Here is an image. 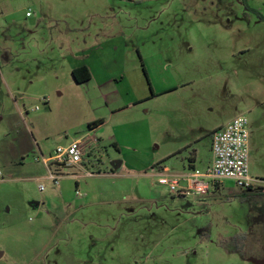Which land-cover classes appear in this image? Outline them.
Segmentation results:
<instances>
[{
  "label": "rangeland",
  "instance_id": "1",
  "mask_svg": "<svg viewBox=\"0 0 264 264\" xmlns=\"http://www.w3.org/2000/svg\"><path fill=\"white\" fill-rule=\"evenodd\" d=\"M243 116L264 181V0H0V264H264V183L159 184Z\"/></svg>",
  "mask_w": 264,
  "mask_h": 264
},
{
  "label": "built area",
  "instance_id": "2",
  "mask_svg": "<svg viewBox=\"0 0 264 264\" xmlns=\"http://www.w3.org/2000/svg\"><path fill=\"white\" fill-rule=\"evenodd\" d=\"M31 12L27 17H31ZM248 119L238 117L226 127L216 130L211 137V152L213 162L204 174H193L191 176L162 177L159 184L168 186L172 191L181 188V194H205L211 186L222 183L223 181H233L235 185L244 190H253L263 180L254 178L249 169L248 154ZM98 140L86 134L73 140L67 146H59L48 157H43V162L49 168L50 177L58 183V180L65 176L55 171L64 167H80L88 160L96 148ZM53 169L57 175L51 170ZM90 174V173H89ZM77 176V175H73ZM2 170L0 168V180ZM185 180L187 187H180V181ZM44 189V187H41Z\"/></svg>",
  "mask_w": 264,
  "mask_h": 264
},
{
  "label": "trees",
  "instance_id": "3",
  "mask_svg": "<svg viewBox=\"0 0 264 264\" xmlns=\"http://www.w3.org/2000/svg\"><path fill=\"white\" fill-rule=\"evenodd\" d=\"M73 77L75 81L79 84L86 83L92 79V74L87 66L80 67L73 71ZM104 123V121L99 120L89 125V129L94 130L101 126ZM65 167L63 168V170ZM249 191H252L249 190Z\"/></svg>",
  "mask_w": 264,
  "mask_h": 264
},
{
  "label": "crops",
  "instance_id": "4",
  "mask_svg": "<svg viewBox=\"0 0 264 264\" xmlns=\"http://www.w3.org/2000/svg\"><path fill=\"white\" fill-rule=\"evenodd\" d=\"M83 66H86L85 64H81V65H78V66H76L75 68H73V70L72 71H74V70H76V69H78V68H80V67H83ZM88 67V66H87ZM89 68V67H88ZM89 70H90V72H91V69L89 68ZM92 74V73H91ZM220 128H223V127H219V128H217L216 130H218V129H220ZM95 130V129H94ZM215 130V131H216ZM215 131H213V133L215 132ZM212 133V134H213ZM213 158V157H212ZM212 162H213V159H212ZM212 162H211V164H212ZM211 164L209 165V167L211 166ZM208 167V168H209ZM191 168H193V170H196V166L195 165H192L191 166ZM160 169H162V171H164V170H166V167L164 168V167H161ZM193 174H200V173H193ZM192 174V175H193ZM175 177H184V176H191V175H189V174H186L184 171H181V172H178V173H174L173 174Z\"/></svg>",
  "mask_w": 264,
  "mask_h": 264
},
{
  "label": "water",
  "instance_id": "5",
  "mask_svg": "<svg viewBox=\"0 0 264 264\" xmlns=\"http://www.w3.org/2000/svg\"><path fill=\"white\" fill-rule=\"evenodd\" d=\"M116 170H119V167H116Z\"/></svg>",
  "mask_w": 264,
  "mask_h": 264
}]
</instances>
